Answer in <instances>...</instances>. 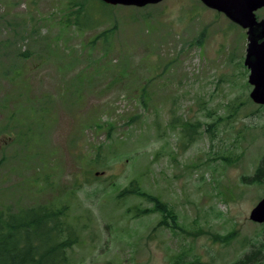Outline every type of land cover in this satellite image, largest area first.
Segmentation results:
<instances>
[{
	"label": "rangeland",
	"instance_id": "374dc122",
	"mask_svg": "<svg viewBox=\"0 0 264 264\" xmlns=\"http://www.w3.org/2000/svg\"><path fill=\"white\" fill-rule=\"evenodd\" d=\"M66 1L0 0V207L67 204L71 264H230L252 250L264 264V221L249 219L264 184L246 180L264 108L245 29L200 0H161L110 5L76 32ZM179 117L198 122L190 142ZM134 178L180 229L125 212L140 201L116 193Z\"/></svg>",
	"mask_w": 264,
	"mask_h": 264
},
{
	"label": "trees",
	"instance_id": "16d2710c",
	"mask_svg": "<svg viewBox=\"0 0 264 264\" xmlns=\"http://www.w3.org/2000/svg\"><path fill=\"white\" fill-rule=\"evenodd\" d=\"M96 2L100 4L98 10L95 9ZM110 10L111 6L100 0H67L62 22L64 26L73 27L76 32L85 31ZM98 36L108 41L106 31ZM18 54L27 57V52L21 51ZM260 108H264V105ZM43 111L46 112L47 108ZM177 122L187 142L193 140L195 133H198V122L179 117L171 125ZM246 180L248 183L264 184V153ZM116 196L122 200L136 198L140 201L126 205L125 212L134 218L155 213L158 216L155 228H181L171 205L146 190L136 178L129 180ZM143 202L151 205H143ZM11 209L10 206L0 207V264H71L68 252L79 241V229L69 221L67 204L43 203ZM257 252L252 250L230 264H259ZM179 261L180 256L175 258L176 263ZM195 264L199 263L196 261Z\"/></svg>",
	"mask_w": 264,
	"mask_h": 264
},
{
	"label": "water",
	"instance_id": "95a60500",
	"mask_svg": "<svg viewBox=\"0 0 264 264\" xmlns=\"http://www.w3.org/2000/svg\"><path fill=\"white\" fill-rule=\"evenodd\" d=\"M109 5L143 7L161 0H100ZM206 7L223 13L228 19L246 29L247 46L244 64L248 68V83L252 86L249 98L255 104H264V19L257 20L255 11L264 0H200ZM264 135V129H263ZM249 219L253 222L264 221V197L250 210Z\"/></svg>",
	"mask_w": 264,
	"mask_h": 264
},
{
	"label": "flooded vegetation",
	"instance_id": "af4514ba",
	"mask_svg": "<svg viewBox=\"0 0 264 264\" xmlns=\"http://www.w3.org/2000/svg\"><path fill=\"white\" fill-rule=\"evenodd\" d=\"M262 7H264V4H263V6H261L259 9H261ZM259 9H257V10H259ZM256 12V11H255ZM256 15V14H255ZM256 18H257V20H262V19H264V13L261 15V16H259V17H257L256 16ZM228 19V18H227ZM230 22H232L234 25H238L237 23H235V22H233V21H231L230 19H228ZM238 26H240V25H238ZM237 26V27H238ZM241 27V26H240ZM241 28H243V27H241ZM245 29V28H244ZM245 33H246V29H245ZM264 41V38H261V39H259V43H262ZM243 65L245 66V64H244V58H243ZM246 67V66H245ZM247 68V67H246ZM248 69V68H247ZM261 105H264V104H261Z\"/></svg>",
	"mask_w": 264,
	"mask_h": 264
}]
</instances>
